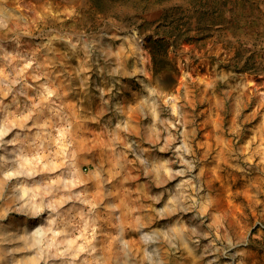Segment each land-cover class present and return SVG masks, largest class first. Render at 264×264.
Returning a JSON list of instances; mask_svg holds the SVG:
<instances>
[{
    "label": "rangeland",
    "instance_id": "1",
    "mask_svg": "<svg viewBox=\"0 0 264 264\" xmlns=\"http://www.w3.org/2000/svg\"><path fill=\"white\" fill-rule=\"evenodd\" d=\"M0 14V264H264V0Z\"/></svg>",
    "mask_w": 264,
    "mask_h": 264
},
{
    "label": "clouds",
    "instance_id": "2",
    "mask_svg": "<svg viewBox=\"0 0 264 264\" xmlns=\"http://www.w3.org/2000/svg\"><path fill=\"white\" fill-rule=\"evenodd\" d=\"M3 26H5V24H4L3 16L2 14H0V27H3Z\"/></svg>",
    "mask_w": 264,
    "mask_h": 264
}]
</instances>
